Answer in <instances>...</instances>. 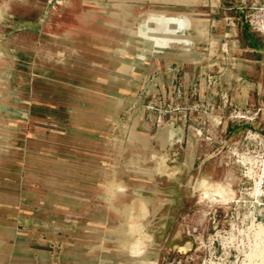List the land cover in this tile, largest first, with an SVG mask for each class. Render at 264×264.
Instances as JSON below:
<instances>
[{
  "label": "crops",
  "instance_id": "0c3cea01",
  "mask_svg": "<svg viewBox=\"0 0 264 264\" xmlns=\"http://www.w3.org/2000/svg\"><path fill=\"white\" fill-rule=\"evenodd\" d=\"M72 1L80 8L93 9L82 14V21L92 14L87 22L75 23L74 17L80 11H66L73 16L49 14L47 0H0V264H57L53 254L61 255L59 264H105L106 259L121 258L117 229L127 221L128 206L148 195L174 199L179 189L170 191L169 182L157 181L152 165L156 163L154 154L160 152L168 162L169 146H165L163 138L146 134L145 130L153 132L148 106L138 101L133 107L129 100L136 99L144 87L138 99L144 98L145 103L157 96L165 102L178 99L176 102L182 103L180 98L184 97L209 103L213 108L217 102L213 94L222 91L228 96L229 106L242 108L251 104L250 84L262 69L261 38L241 19H232L236 25L232 29L216 25L215 20L228 17L221 18L218 9H213L215 5L209 7L206 29L216 40L217 49L224 44V33H231L226 42L232 51L230 63H220L218 59L210 63L204 52L195 59L185 51H177L174 56H149L138 64L136 38L144 43V52L138 57L144 60L152 53L146 29L132 30L130 42L135 38L136 48L128 56L135 55L125 65L121 62L123 58L127 60L122 55L125 49L121 29L108 27L98 37L88 32L93 24L107 19L104 0ZM160 1L170 4V0ZM182 1L185 2L175 0L173 5L179 6ZM192 1L201 5L202 0ZM149 20L155 19H147V25ZM61 24L68 31L56 35L54 31ZM184 29L180 30L183 34ZM180 31H164L163 36L168 37L160 49L169 48ZM194 32L195 51L207 50V40L200 41ZM89 44L104 45L106 51L115 49L117 70L113 68L111 74L101 76L96 73L97 78L85 75L99 66L89 62ZM117 44L121 45L118 49ZM131 66H135L132 72ZM106 75L108 84L101 85ZM215 75H220L217 90L211 82ZM204 77L209 78L213 94L209 91L204 96L200 91L192 94L185 90ZM200 83L201 87H208L205 82ZM202 112H196V116L202 115L199 125L210 127L213 134L217 125L213 124L212 115L216 111L213 108L211 113L204 112L205 117ZM124 122L132 130L125 144L130 155L122 153V145L114 140L117 128ZM249 127L252 126H243ZM243 128L235 124L226 128V138L233 136L231 144L237 142ZM180 131L183 133V129L177 130L178 135ZM166 206L161 204L162 208L155 210L166 211ZM160 222L166 227L168 216ZM42 228L48 232L41 233ZM50 228L56 229L53 232ZM21 239L26 241L20 242ZM164 242L161 250H156L157 243L148 245L144 258H168L186 245L185 238L171 242L167 236ZM61 243H65L62 251L49 250ZM75 243H81L80 257L68 254Z\"/></svg>",
  "mask_w": 264,
  "mask_h": 264
},
{
  "label": "rangeland",
  "instance_id": "374dc122",
  "mask_svg": "<svg viewBox=\"0 0 264 264\" xmlns=\"http://www.w3.org/2000/svg\"><path fill=\"white\" fill-rule=\"evenodd\" d=\"M184 1L179 6H176L173 5L176 4L175 0H170V4H162L160 0H104L105 5H102V7L106 12L107 19L99 21L98 25L93 24L88 32L92 36L98 37L104 35L108 27L121 29L122 48L125 49L122 55L124 57L127 56V60L122 56L121 62L128 65L135 55L128 56L136 48V39H138L139 51L143 44L139 38H134L133 42H130L133 37L131 35L132 30L135 32L145 31L147 29V19H155L160 22H184L187 24L184 27V34L183 31H180L178 36H176V40L169 45V48L173 45H182L183 49L181 47L167 48L168 50L160 54H154V57L162 54L174 56L178 54L174 52L185 51V53L191 54V58L195 57V59H198L201 52H204L203 56L206 61L213 63L218 59V62L228 64L232 61V51L226 45V42L231 39V33H224V44L220 49H217L216 40L212 39L206 29L205 21L209 18V7L212 8V4L213 6L215 5L213 9H218L221 18L228 17L222 20H215L214 23L216 25H224L225 28L232 29L236 26L232 19H241L248 25L254 35L261 38L264 49V0H202L201 5L194 3L192 0ZM47 9L50 11L49 14L56 17H61V13L73 16V14L66 13V11H80L81 13L78 17H74L76 18L74 20L75 23L79 22L81 24L92 17V14H89V18L82 21V14H87L93 10L80 8L79 4L72 0H47ZM162 16H178L186 17L187 19L165 18ZM107 20L111 22V25ZM75 23L71 27L68 26V30ZM65 27L62 24L59 25L54 31L55 34L59 35L65 32L67 30ZM188 31L191 32L185 35ZM194 31L198 33L200 41L207 40V50L197 49L195 51ZM91 41L92 39L89 42ZM120 46V44H117V49ZM197 47L199 48V45ZM203 48H205L204 45ZM114 51L115 49L106 51V46L104 45L99 44V46L94 45L93 47V45L89 44V62H97L99 66L96 68L92 67L91 70L84 72V74L91 76V78H97L96 73L101 76L104 73L111 74L110 70H113V68L117 70L118 58L114 57L116 53ZM143 52L144 49H142L141 53ZM261 56L263 58L262 69L258 77L254 76L252 78L253 80L250 84L251 88H253L251 89L253 94L252 102L251 104H246L245 107L236 108L229 106L230 101L225 92L218 91V93L213 94L212 88L208 84V77L195 80L191 87H184L186 91L192 94H198L200 91V94L204 96L210 94L209 91H211V94L217 98V102L213 106L216 114L212 115L213 124L217 125V127L213 134H211L212 129L210 127L207 128L204 124L199 125L202 115L196 116V112L199 113L200 109L203 110L200 114H203L204 117L205 113H211L213 108L209 103L196 102L191 100V98L184 99V97L180 98L182 103L176 102L178 99H175V102H165L159 99L160 96H157V98L153 97L152 101L145 103L144 98L138 99L141 97V92L146 89L144 87L139 89L140 95L136 99L129 100V105H133V107H135L133 103L138 101L142 105L148 106L150 113H147V115L149 119H152L148 120V122L152 123L153 132L145 130L146 134L150 135L151 133L158 140L163 138L165 146H169L168 162L165 157L162 158L160 152H156L158 155L154 154V160H157V164H152L154 171L157 172V168L163 170L162 174H156L157 181H163L165 184L169 182L170 191H175L176 188L179 189L178 192L175 191L174 199L156 194L150 197L148 195V197H145L146 199L144 197L140 199L143 205L145 204L144 214L146 213L144 216L142 212V216L136 220L138 221V223L136 222L137 228L140 231H132L133 229L126 226L123 228L122 234L117 232L120 235L119 252L122 257L114 256V259H108L111 261L108 264H143L142 258H144L148 250V245L157 243L159 246L156 250H161L162 243L166 244L164 240L167 236L171 242L181 238L186 239L185 255L173 252L168 258H148L146 260H148L149 264H172L173 261L179 258L188 260L187 264H264V188L260 187V181L254 179L252 172H245V175L251 178L250 181H246L241 176L243 171L242 164H245L246 161L252 162L251 156L264 154V139H262L264 137V52ZM190 57L187 55V61H190ZM42 58L46 59L45 57ZM138 62L142 63L144 60L138 57ZM129 68H132L130 72L135 70V66ZM98 70L101 72H97ZM219 76L211 77L213 88H216V90ZM135 79H137V76H135ZM99 80H102V78L99 77ZM104 81L101 82V85L107 86L108 75L105 76ZM200 81L205 82L208 87L206 89L201 87ZM257 87L260 89H257ZM224 123L227 125H224ZM233 124L241 125L242 128L245 124L252 127L239 130L240 134L237 136V142L231 144L234 141L232 140L233 136L226 138V128ZM179 128L183 129V133L180 131L178 135L177 130ZM117 129L114 140L122 145V153L130 155L129 148L125 147L132 131L130 125L124 122ZM198 131L201 132L200 135ZM248 131L260 133L261 135H259L257 141L262 140V144H254V146L245 151L243 146L248 145V140H250L249 137L245 139ZM252 136L255 137L256 134ZM144 141L145 138L143 139ZM243 152L248 153L250 157L243 155ZM143 166L141 165V167ZM235 169H237L238 173L235 172ZM166 170L168 172L165 174L164 171ZM195 187H197L196 190ZM215 194L228 197L229 202H217L214 199ZM162 201L167 204L166 211L162 212L160 209L156 211L155 208H160ZM132 214L139 217L140 210L137 209L134 212L133 209ZM163 216H168L169 223L166 227L163 224L161 225L160 222ZM128 224L127 221H124V225ZM42 229L41 233L46 234L48 232L44 230L46 228ZM50 229L53 231L56 228ZM76 234L79 235L80 232H76ZM114 239L117 240L118 237H114ZM21 240L20 242L26 241L25 239ZM136 240L140 241L141 251L134 253V251L129 250L128 253H125L124 248H127L130 244L132 245ZM63 246H65V243L56 244L49 250L54 251L56 249L60 252L63 250ZM75 246L78 250L81 249V243H75ZM43 250L47 251L46 249ZM80 254H78L79 257ZM112 254L117 255L116 253ZM140 254L142 256L139 257ZM53 255L57 264H59L61 255ZM80 263L81 261L78 264ZM65 264L67 263L65 262ZM105 264L107 263L105 262Z\"/></svg>",
  "mask_w": 264,
  "mask_h": 264
},
{
  "label": "bare ground",
  "instance_id": "6f19581e",
  "mask_svg": "<svg viewBox=\"0 0 264 264\" xmlns=\"http://www.w3.org/2000/svg\"><path fill=\"white\" fill-rule=\"evenodd\" d=\"M191 3V2H190ZM187 24L184 23V22H158V21H155V20H149L148 21V25H147V34H148V43L150 45L151 48H149L150 51H152V53L156 52V51H160V46L161 44H163V42L165 41V38L167 40V37H168V34H167V37H164L163 35L165 33H163L164 31H167V30H177V31H180V30H183L184 27H186ZM148 49V47H147ZM146 50V49H145ZM148 51V50H146ZM158 158V157H157ZM162 160V159H161ZM165 160V159H163ZM157 161V160H156ZM159 161V160H158ZM167 161V160H166ZM160 163V162H159ZM166 167V166H165ZM170 168V167H169ZM165 174L166 172H168L167 170L164 171ZM157 173L159 174H162L163 173V170H161V168H157ZM169 175V174H168ZM120 187V185H119ZM123 187V186H122ZM112 188V187H111ZM119 192V191H118ZM212 198V197H211ZM214 199L217 201V202H222V203H227L229 202V198L228 197H223L222 195L220 194H215L214 195ZM162 204H164L165 202L162 201L161 202ZM130 208L129 212L127 211L126 212V216H127V223H129L128 225H122L121 227H119L117 229V232L121 233L122 234V230L123 228H125L126 226L130 227L131 229H133L132 231H140L137 227V223L138 221H136L138 218H140L142 216V212L144 214V208H145V204L143 205L142 201L139 199V200H136V202H134L133 205H129L128 206ZM128 208V209H129ZM134 209V212L137 211V209L140 210V214H139V217L136 215L134 216L132 214V211ZM146 210V209H145ZM157 211V210H156ZM146 215V213L144 214V216ZM124 220V219H123ZM137 222V223H136ZM141 223V222H140ZM139 225V224H138ZM117 228V227H116ZM143 228V227H142ZM115 230V229H114ZM124 232V231H123ZM120 236V235H119ZM136 236V235H135ZM140 241L139 240H136L135 242H133V244L131 245H128L127 248H124V251L125 253H128L129 250L130 251H134V253H137V251H141V246H140ZM131 246V247H130ZM81 249H77V247L74 245L73 247H71L68 251V254L71 255V253H74V254H79L81 253ZM129 255V254H128ZM134 257V256H132ZM106 259V263L108 264L111 263L110 260ZM104 261V260H103ZM142 263L144 264H149L148 260H146L145 258H142ZM124 264V263H122Z\"/></svg>",
  "mask_w": 264,
  "mask_h": 264
},
{
  "label": "built area",
  "instance_id": "2783aa9c",
  "mask_svg": "<svg viewBox=\"0 0 264 264\" xmlns=\"http://www.w3.org/2000/svg\"><path fill=\"white\" fill-rule=\"evenodd\" d=\"M236 116H234V117H236ZM243 118H245V117H243ZM198 134L200 135L201 132L198 131ZM255 134H256L255 137L252 136ZM259 135H261V134L258 132H252L251 133V131H248L245 139H247L249 137V139H250V140H248L249 144L243 146V147H245L243 150L247 151L248 148H250L251 146H254V144L255 145L262 144V142H261L262 140L257 141V139L259 138ZM262 139H264V137ZM263 149H264V144H263ZM243 155L249 156L248 153H246V152H243ZM251 158H252V162L246 161L245 164H242L243 174L241 172V176L243 178H245L246 181L247 180L250 181L251 178L246 176L245 172H247V173L252 172L254 175V179H256L257 181H260V187L264 188V154H262L260 156L257 154L256 156H251ZM187 262H188V260H186L185 258L184 259L179 258L176 261H173L172 264H187Z\"/></svg>",
  "mask_w": 264,
  "mask_h": 264
},
{
  "label": "water",
  "instance_id": "95a60500",
  "mask_svg": "<svg viewBox=\"0 0 264 264\" xmlns=\"http://www.w3.org/2000/svg\"><path fill=\"white\" fill-rule=\"evenodd\" d=\"M162 17H165V18H177V19H179V18H182V19H187L186 17H178V16H162ZM160 18V17H159ZM189 32H191V31H188V32H186V34L185 35H187ZM140 39V38H139ZM141 40V39H140ZM142 41V40H141ZM143 43V42H142ZM141 43V44H142ZM142 46H143V48H144V43L142 44ZM142 46H141V49H140V51L138 50V52H139V54L142 52ZM177 47H181L182 49H183V46L182 45H173L172 47H170V48H168V49H174V48H177ZM168 49H163V50H161V51H156V52H154V53H150V54H148L147 56H146V58L144 59V62H145V60L147 59V57H149V56H153L154 54H160V53H162L163 51H165V50H168ZM185 49V48H184ZM188 50V49H187ZM189 51V50H188ZM139 54H138V56H139ZM138 56H137V63L139 64V62H138ZM143 63V62H142ZM186 248H184L183 250H185ZM178 251V253H182L181 255H185V253H186V251Z\"/></svg>",
  "mask_w": 264,
  "mask_h": 264
},
{
  "label": "flooded vegetation",
  "instance_id": "af4514ba",
  "mask_svg": "<svg viewBox=\"0 0 264 264\" xmlns=\"http://www.w3.org/2000/svg\"><path fill=\"white\" fill-rule=\"evenodd\" d=\"M197 187H195V190H196Z\"/></svg>",
  "mask_w": 264,
  "mask_h": 264
}]
</instances>
